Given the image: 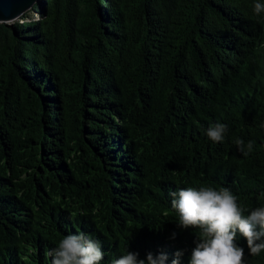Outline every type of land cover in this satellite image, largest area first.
<instances>
[{
  "label": "trees",
  "instance_id": "trees-1",
  "mask_svg": "<svg viewBox=\"0 0 264 264\" xmlns=\"http://www.w3.org/2000/svg\"><path fill=\"white\" fill-rule=\"evenodd\" d=\"M257 2L40 0L0 23V264H51L79 232L101 264L127 251L171 264L177 250L189 264L199 229L178 226L171 192L228 188L264 207ZM216 123L221 143L206 135Z\"/></svg>",
  "mask_w": 264,
  "mask_h": 264
},
{
  "label": "clouds",
  "instance_id": "clouds-1",
  "mask_svg": "<svg viewBox=\"0 0 264 264\" xmlns=\"http://www.w3.org/2000/svg\"><path fill=\"white\" fill-rule=\"evenodd\" d=\"M254 12H264V4L255 3ZM227 130V125L216 123L206 130V135L213 143H221ZM234 143L244 155L252 151L254 144L243 139ZM170 196L171 208L179 215L178 226L199 229L189 264H244L245 250L237 243L238 236L246 241L250 255L264 251V207H241L228 188L187 187L171 192ZM48 255L51 264H101L104 259L100 242L83 232L66 235ZM182 255L177 250L171 264H180ZM138 256L127 251L111 264H167L168 260L165 253L154 256L149 252L145 259Z\"/></svg>",
  "mask_w": 264,
  "mask_h": 264
},
{
  "label": "water",
  "instance_id": "water-1",
  "mask_svg": "<svg viewBox=\"0 0 264 264\" xmlns=\"http://www.w3.org/2000/svg\"><path fill=\"white\" fill-rule=\"evenodd\" d=\"M40 0H0V23L8 24L31 9Z\"/></svg>",
  "mask_w": 264,
  "mask_h": 264
},
{
  "label": "rangeland",
  "instance_id": "rangeland-1",
  "mask_svg": "<svg viewBox=\"0 0 264 264\" xmlns=\"http://www.w3.org/2000/svg\"><path fill=\"white\" fill-rule=\"evenodd\" d=\"M19 18H20V17H19ZM19 18H17L16 21L19 20Z\"/></svg>",
  "mask_w": 264,
  "mask_h": 264
}]
</instances>
